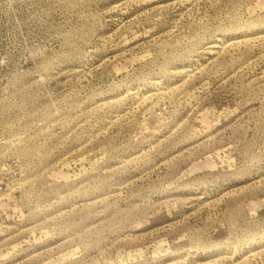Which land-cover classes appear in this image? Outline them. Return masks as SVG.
Wrapping results in <instances>:
<instances>
[{"label": "rangeland", "instance_id": "374dc122", "mask_svg": "<svg viewBox=\"0 0 264 264\" xmlns=\"http://www.w3.org/2000/svg\"><path fill=\"white\" fill-rule=\"evenodd\" d=\"M0 264H264V0H0Z\"/></svg>", "mask_w": 264, "mask_h": 264}]
</instances>
